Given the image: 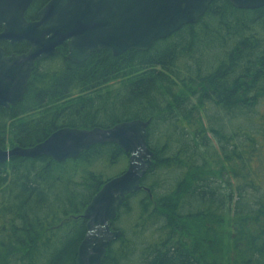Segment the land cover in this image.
Masks as SVG:
<instances>
[{"label":"trees","instance_id":"trees-1","mask_svg":"<svg viewBox=\"0 0 264 264\" xmlns=\"http://www.w3.org/2000/svg\"><path fill=\"white\" fill-rule=\"evenodd\" d=\"M49 1L33 0L26 19ZM67 55L63 45L37 63L22 101L0 107V147L149 121L146 190L119 207L112 229L122 236L103 264H264V8L214 0L147 52L100 50L83 64ZM128 160L108 143L62 163L0 164V264H76L82 216Z\"/></svg>","mask_w":264,"mask_h":264},{"label":"water","instance_id":"water-1","mask_svg":"<svg viewBox=\"0 0 264 264\" xmlns=\"http://www.w3.org/2000/svg\"><path fill=\"white\" fill-rule=\"evenodd\" d=\"M214 0H50L38 19L25 17L33 0H0V42L25 43L23 54L6 55L0 47V107L22 101L37 63L54 56L66 45L67 58L83 64L100 50L119 57L128 51L147 52L154 41L170 37L202 18ZM239 10L264 8V0H230ZM149 121L131 120L110 128H62L31 147H0V164L13 159L47 157L57 163L77 159L96 145H117L128 156L127 169L108 180L93 197L82 218L87 233L76 264H103L109 246L122 232L112 223L126 198L141 190L153 165L147 143ZM264 139V125H263Z\"/></svg>","mask_w":264,"mask_h":264},{"label":"rangeland","instance_id":"rangeland-1","mask_svg":"<svg viewBox=\"0 0 264 264\" xmlns=\"http://www.w3.org/2000/svg\"><path fill=\"white\" fill-rule=\"evenodd\" d=\"M7 148L9 149V146Z\"/></svg>","mask_w":264,"mask_h":264},{"label":"bare ground","instance_id":"bare-ground-1","mask_svg":"<svg viewBox=\"0 0 264 264\" xmlns=\"http://www.w3.org/2000/svg\"><path fill=\"white\" fill-rule=\"evenodd\" d=\"M94 104V103H93Z\"/></svg>","mask_w":264,"mask_h":264}]
</instances>
